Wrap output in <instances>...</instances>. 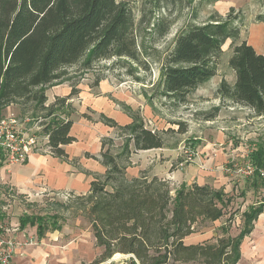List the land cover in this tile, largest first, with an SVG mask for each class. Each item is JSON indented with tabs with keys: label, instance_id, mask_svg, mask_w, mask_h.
<instances>
[{
	"label": "trees",
	"instance_id": "obj_1",
	"mask_svg": "<svg viewBox=\"0 0 264 264\" xmlns=\"http://www.w3.org/2000/svg\"><path fill=\"white\" fill-rule=\"evenodd\" d=\"M258 20L264 22V14H259ZM240 25L236 18L216 14L207 22L182 28L162 70L163 94L186 101L189 93L216 75L223 45L231 40L229 64L236 80L230 84L223 79L217 91L251 108L255 115H264V52L241 38ZM135 32L134 14L124 1L0 0V120L14 104L32 111V117L39 118V113L45 112V120L39 125L47 146L52 154L68 160L65 146L77 141L72 133L74 120L62 117L59 111L70 106V99L79 92L71 86L69 94L56 96L47 105L46 86L62 79L68 73L66 68L77 62H82L84 68L113 57L139 62ZM126 110L132 119L126 124L104 112L100 114L106 125L117 128L123 139L122 150L113 152L114 138L105 136L100 157L87 152L88 157L99 159L106 167L102 174L93 173L89 190L78 196L97 243L104 249L91 264H100L117 252L130 254L122 264H238L242 243L264 211V201L244 211L243 226L237 235L229 232V219L215 242H186L198 224L220 219L232 197L209 183L182 184L172 194L169 180L159 175L128 179L127 167L120 159L135 150L161 148L164 139L146 126L137 110ZM83 115L91 119L86 112ZM249 157L256 167L253 184L261 185L264 143L257 144ZM3 215L0 200V218ZM20 221L22 226L29 222L37 225L39 237L49 226L59 227L53 216H22Z\"/></svg>",
	"mask_w": 264,
	"mask_h": 264
},
{
	"label": "rangeland",
	"instance_id": "obj_2",
	"mask_svg": "<svg viewBox=\"0 0 264 264\" xmlns=\"http://www.w3.org/2000/svg\"><path fill=\"white\" fill-rule=\"evenodd\" d=\"M119 1L126 2L135 17L139 62L113 57L100 60L91 68L77 62L66 68L68 73L62 79L46 86L51 97L57 90L64 96L67 88L72 90L71 86L79 92L70 99V106L59 111L62 117L74 120L72 133L77 142L68 151L82 157L87 152L100 157L101 141L110 136L115 142L112 151L120 152L123 139L118 136L117 128L101 120L100 114L104 112L126 124L132 120L127 107L137 110L146 126L162 135L164 146L135 150L126 159L121 158V165L127 167V178L142 174L168 178L172 194L182 184L194 182L223 188L232 197L225 214L218 220L198 224L186 242H215L223 235L222 226L229 219H232L229 232L237 235L243 226L244 211L264 201V183L254 185V175L240 171L246 168L251 150L264 143V115H255L251 108L234 103L217 91L223 79L230 84L236 80L229 64L231 40L223 45L216 75L189 93L184 102L163 94L162 70L177 33L191 24L207 22L216 14L236 18L241 23V38L257 48L264 47V22L258 20L259 14H264V0ZM164 28L167 30L161 34ZM46 104L51 103L47 100ZM24 109L20 104L10 105L3 118L15 120L9 125L17 133L37 136L35 152H49L47 137L38 128L45 120L42 117L45 112L36 118L32 117V111ZM127 115L129 121L123 122ZM131 148H134L132 144ZM92 158L91 162L97 159ZM3 163L11 162L5 156ZM103 167L100 174L106 170ZM0 188L4 214L0 218V258L8 256L9 264H91L102 256L104 249L98 245L91 221L82 211V199H78L82 193L45 192L34 196L4 182ZM32 215L53 216L59 227L49 226L43 237H39L37 225L31 222L21 225L22 216ZM261 247L258 249L257 244L247 240L238 264H264V247ZM128 257L130 254L117 252L100 264L113 260L122 264Z\"/></svg>",
	"mask_w": 264,
	"mask_h": 264
},
{
	"label": "crops",
	"instance_id": "obj_3",
	"mask_svg": "<svg viewBox=\"0 0 264 264\" xmlns=\"http://www.w3.org/2000/svg\"><path fill=\"white\" fill-rule=\"evenodd\" d=\"M255 48L260 53L264 52V47L262 46ZM70 92L69 87L63 95H67ZM59 93L57 90L52 97L47 93L48 101L53 103L55 95L60 96ZM129 119L127 115L123 122H128ZM40 127L42 128L41 125L38 128ZM73 143L71 144L73 145ZM71 144L65 146L69 154L68 160L56 156L50 151L47 153H39L35 152L34 149L24 163H2L0 165V183H10L19 192L34 196L45 192L56 194L66 191L86 193L90 188L93 173L104 171V165L99 159H94L91 162L93 158L86 156L87 154L85 157H82L80 153H70L68 148ZM170 178L172 177L169 176ZM247 240L252 241L254 245L257 244L258 249H261V246L264 247V211L256 219L252 232L245 237L241 247V257L243 255L244 244ZM258 249L257 251H259Z\"/></svg>",
	"mask_w": 264,
	"mask_h": 264
},
{
	"label": "built area",
	"instance_id": "obj_4",
	"mask_svg": "<svg viewBox=\"0 0 264 264\" xmlns=\"http://www.w3.org/2000/svg\"><path fill=\"white\" fill-rule=\"evenodd\" d=\"M14 119L0 120V161H4L5 156L11 163H24L29 154L37 147V136L35 134L21 135L10 127ZM3 157V159H1ZM250 175L256 171L255 165L248 160L246 168L240 169ZM260 175L264 179V169L260 170ZM0 264H9L8 256L0 258Z\"/></svg>",
	"mask_w": 264,
	"mask_h": 264
}]
</instances>
